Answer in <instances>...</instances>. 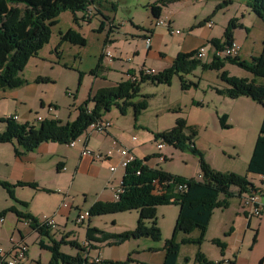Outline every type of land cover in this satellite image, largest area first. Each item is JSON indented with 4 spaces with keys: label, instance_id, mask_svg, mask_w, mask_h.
<instances>
[{
    "label": "rangeland",
    "instance_id": "1",
    "mask_svg": "<svg viewBox=\"0 0 264 264\" xmlns=\"http://www.w3.org/2000/svg\"><path fill=\"white\" fill-rule=\"evenodd\" d=\"M218 1L211 0L198 3L197 0H187L185 2L181 1L169 9L164 8L160 17L161 20H167L164 15L171 17L173 19L171 22L172 27L182 32V34L170 36V34L166 35L167 32L165 33L167 31L166 27L159 26L156 28L155 26L156 21L152 17L151 5L155 4L156 0H101V5L108 18L115 24V26H111V23H109L108 27H106L108 32L109 30L112 32L109 35V39L111 37L115 40L108 47V51L114 59L108 64L107 74L104 77L100 75L96 81L93 80L91 73L97 66L100 53L102 52V44H104L108 33H92L87 27L84 28L82 33L87 39L86 46L77 47L66 43L61 47L62 58L59 57L61 63L56 65L57 53L55 52V47L60 42L59 32L62 31L64 33L74 26L70 12L62 13L58 18L59 24L52 29L51 42L41 50L37 58L29 59L24 71L21 73V77L27 81L24 86L16 89L19 94L18 100L23 99L22 102L18 105L15 100L0 101V119L7 117L8 114L13 116L15 113L20 116L18 123L25 124L28 122L31 125L38 126L40 122L36 120L37 117H42L45 120L51 118L48 114V105L52 103L58 106L59 112L56 114L58 119L63 122L68 120L69 111H72V114L76 113L77 108L88 99L89 91L93 89V82L96 83L94 89L97 86L111 87L116 83L129 80L128 72L134 70L129 68L138 69L141 66L140 63L143 60L146 43L142 36L137 35H142V31L145 29L155 30L158 35H164V42L171 46L173 39L180 41L195 24V15L201 16L204 13L212 12L214 4ZM244 2L246 3V0ZM239 3V1L235 2V5L229 11L226 10L228 9L227 6L216 12L218 14L216 18L217 25L213 26L215 35H219L222 32L224 24L231 17V20H236V25L239 26L237 30L244 27L243 24L238 23L243 13ZM113 5L115 9L112 7ZM250 13L252 17H255V14ZM234 16L235 18H233ZM93 20L91 19V21ZM247 20L253 23L250 19ZM93 24L96 27L98 22L94 21ZM249 24V29L253 31L252 39L255 40L256 44L260 43V46L264 38V23L256 20L254 25ZM242 33H240V36ZM172 36L173 39L171 38ZM190 42L192 43L193 39ZM135 46L141 54L139 59L135 57L133 52ZM247 46L249 47V45ZM51 51L52 53H50ZM77 53H80L81 56H77ZM104 63L107 66V63ZM145 70H151V68L148 66ZM227 72L230 76L242 78L251 76V74L237 66H228ZM80 73L83 76L79 88ZM220 75L221 72L219 71H204L199 67L192 74L184 77L188 85L186 91L182 89L178 76L173 78L170 86H155L151 82L143 83L140 90L141 97L136 101H140L144 97L147 102L146 109L135 121L133 108H130L125 116H122L120 111L113 107L111 112L107 114L108 121L113 124V128L110 131L115 132L121 145L133 144L137 151L142 154V159L148 156H156L153 159L155 164H157L155 167L162 169L164 173L183 179H197L200 167L198 157L189 152H181L171 146L161 145L162 149L159 150L158 144L162 143V141L154 139V136L172 129L179 118L184 119L188 125L195 127L198 131V137L200 134L197 144L207 162L211 163L220 172L230 169L236 171L234 173L238 172L237 174L240 176H246L248 155L251 153L253 144L259 135L260 123L254 117L252 122L245 124H238V122L234 121L232 126L227 125L229 129L221 127L219 117L223 113L227 114L232 111L236 102L229 101L226 97L215 93L214 89H222L226 86L220 80ZM125 76L126 79L124 80ZM38 78H46L50 83L45 81L38 84ZM260 80L264 81V79ZM257 108V105L254 106V113H256ZM236 110L230 114L234 115ZM99 135L106 136L104 134ZM81 137V143H78L80 148L83 146L86 134ZM132 137L137 138V141L130 142L129 138ZM61 146L60 149L63 151L70 148L68 145ZM233 147L236 148L233 149ZM92 152L104 153L101 151ZM159 154L162 157H158ZM2 155L5 156V153L2 152ZM42 158L47 160L44 163L42 161L39 163L41 165L35 168L34 165L36 163H32L29 168L27 167L23 177L25 180L19 182L28 185H38L39 188L43 186L47 190L52 191L51 194L36 193L32 190L34 188H29L28 186L18 187L17 189H21L18 192L16 189L15 200H12L6 193L7 191L0 187V214L7 211L5 222L0 223V249L5 252L12 251L16 243L21 241V237H24L29 252L27 253V258L18 264H49L51 252L41 248L39 245L41 236L25 224L26 220L18 219L13 211H27L36 218L39 215L42 219L54 218L56 220L57 208L60 200L62 202L59 195H65L64 197L66 198H63L61 205L66 204L67 209L72 214L66 228L67 230L73 229L77 221L78 233L75 234V237L77 239L79 237V242L81 243L85 239L86 229L89 224L88 220L93 219L89 217L90 209L96 202L113 201L115 187L119 188L122 180L123 169L111 175L109 170L104 167L100 169L99 175L82 172L77 178L75 176L71 178V173L58 174L56 165L48 160L47 156ZM89 159H92V157H89ZM9 171L4 168L3 163H0V175L8 174ZM111 176H114L112 180L114 190L109 186L104 192L103 181ZM70 178L72 179L71 184H69ZM99 198L103 200L97 201ZM238 199L241 200V197ZM241 202L243 204V200ZM22 203L27 204V208H23ZM179 212L180 208L175 205H162L157 208L156 218L158 227L162 232L163 241L129 240L117 248L112 246L105 247L104 254L101 257L104 260L105 258H116L121 263L126 262L130 257L134 261L132 264H163L165 252L161 250L164 242L173 238ZM219 213L221 212L215 213L213 218L215 222L211 225L209 233L207 232L205 241L201 245H181L178 264H195V257H197L199 252L203 253L209 260L219 258L220 249L213 244V241H210L211 236H222V227L221 225L218 227L217 224ZM81 214L87 215L84 224L78 223L77 218ZM138 221L139 213L130 211L95 216L91 226H98L112 234L121 235L130 230L133 231L138 225ZM237 231L240 233L241 230L237 229ZM55 232L52 231V233ZM60 233L58 234L61 238ZM238 233L236 232L235 235H238ZM196 235L197 232L190 235L180 233L176 236V239L178 243H181L183 238H191ZM44 241L47 244L49 243L47 239H44ZM150 247H158V249L152 248L147 252H141L143 249ZM61 252L75 254L77 250L70 245H63L61 246Z\"/></svg>",
    "mask_w": 264,
    "mask_h": 264
},
{
    "label": "trees",
    "instance_id": "2",
    "mask_svg": "<svg viewBox=\"0 0 264 264\" xmlns=\"http://www.w3.org/2000/svg\"><path fill=\"white\" fill-rule=\"evenodd\" d=\"M169 1V2H168ZM247 7L260 21L264 23V0H246ZM96 5V0H94ZM172 0H160L151 5L154 21H158L163 13V8ZM92 4L88 0H0V90H13L24 86L27 81L21 77L30 58L38 57L44 46L51 42L52 29L58 24V18L63 13L70 12L73 21L90 23L91 19L101 21V32L106 23L111 20L103 15L96 5L95 13L88 17V9ZM101 6V0L97 1ZM115 9V6H112ZM222 8L221 6L218 7ZM80 16L78 18V16ZM90 19V20H88ZM113 26V25H112ZM239 27L236 20H231L227 26L223 39L211 41L214 49L229 47L233 43V32ZM109 30L107 37L111 34ZM62 42L84 47L86 38L75 30L60 33ZM197 51L187 54L180 53L170 68L157 75H145V69L129 73L130 79L119 82L112 87L98 89L95 94L88 96L86 102L78 108V117L66 123L57 118L44 119L38 126L28 122L20 124L14 121L12 116L0 119V144L14 145V154L21 158L27 153L35 152L42 144L58 143L68 145L76 141L83 134H87L88 127L96 121L104 119L113 107H116L122 116H125L130 108H133L135 121L146 109L147 102L136 101L140 95L141 85L151 82L152 85L170 86L173 78L178 76L183 90L188 89L184 79L201 67L204 71L212 70L221 72L220 80L227 88L215 89V93L227 99L249 98L256 104L264 107V86L256 84L255 80L242 79L230 76L227 70H223L225 64L241 68L257 79H264V39L260 55L250 61L240 57L219 59L206 63L197 58ZM101 61V60H100ZM99 64L92 71L95 76L102 68ZM83 74L79 75V86ZM49 82L48 79L38 78L37 82ZM222 128L229 129L226 125L227 117H219ZM184 119H178L172 129L164 131L156 136L165 146L179 149L181 152H189L199 159V176L201 179H183L164 173L162 169L149 167V162L156 158H136L124 168L123 180H121V193L118 198L110 201H99L89 211V216L94 218L99 215L124 213L137 211L139 221L136 228L121 235L102 232L96 228H87L86 243H107L108 246L119 247L129 240L147 239L153 242L163 241L162 232L158 227L156 211L159 206L175 205L180 208L173 238L164 242L161 251L165 252L163 264H178L181 245H201L205 241L213 213L217 209H227L229 200L241 197L245 193L256 192L254 183L249 177L240 176L237 173H224L217 171L206 161L204 154L195 144L198 131L188 125ZM158 157H162L159 155ZM59 169V165H57ZM248 174L254 176L264 175V119L259 130L258 139L254 146L253 154L247 168ZM178 185H185L184 191H178ZM39 189L38 185H28L22 182L16 184L0 180V187L5 189L12 200H15V192L18 187ZM52 193L49 190H43ZM27 207V204H21ZM13 211V210H11ZM7 212V211H6ZM6 212L0 214L5 218ZM18 219L26 220L29 228L38 233L41 238L39 245L42 249L51 252L49 264H81L84 262L81 255L71 257L61 252V246L70 244L71 247L82 251L83 248L76 242L66 243L64 239L56 241L52 236L51 228L32 214L15 212ZM198 232L196 239L185 238L181 243L177 242L176 236L180 233L185 235ZM48 240V244L44 241ZM255 242V240H254ZM216 245L224 256L225 245L222 240L215 239ZM264 259L262 260V262ZM132 264L134 261L129 257L126 262L107 261L105 264ZM195 264H224V261H209L206 256L199 252L195 257ZM234 264V261H230Z\"/></svg>",
    "mask_w": 264,
    "mask_h": 264
},
{
    "label": "crops",
    "instance_id": "3",
    "mask_svg": "<svg viewBox=\"0 0 264 264\" xmlns=\"http://www.w3.org/2000/svg\"><path fill=\"white\" fill-rule=\"evenodd\" d=\"M97 1L98 0H96V5L102 11L103 15L107 16V13L105 12L103 6L98 5ZM159 1L160 0H156L155 4L159 3ZM181 1L185 2L187 0H172V3L167 4V6L164 8L169 9L171 6H173L177 3H180ZM206 1L209 2L211 0H206ZM206 1H204V2H206ZM238 1L240 2L239 3L240 9L243 12L242 18L240 19V22L238 21V23L243 24L244 27L240 28V30H237V28H239V27H237L235 29V31L233 32V40L241 46L239 57L242 58V60H246V61H250L253 57H256V56L258 57L261 53L262 48H263V40H262V44L260 46H259L260 43L256 44L255 40L252 39L253 31H251L248 27V23L254 25V21H256V20L260 21L258 19V17L256 15H254L255 17H252V15L250 13L251 10L247 7V5H246L247 2L245 3L244 0H219L218 2H216L214 4L215 6H214V9L212 10V12L204 13L201 16L199 15L200 17L198 15L194 16L195 24H193L191 29H189L187 34L183 38H181L180 41L173 39V36H172L171 38L173 39L172 40L173 44L171 46L167 45L166 44L167 42H164V35H162V34L158 35L155 32V30L150 31V29H145V30H149V31H145V30L142 31L143 32L142 35L134 34L137 36H142V38H144V41H145L146 37H149L151 39V45L149 47H147L145 45L146 49L144 50L143 60L140 63L141 66H139L138 69H136V68H129V69H134L132 72H136V74H138V72L141 69H146L149 66V68H151V70L160 73V72L164 71L165 69L170 68L173 64V61H175L177 59V57L180 53L187 54V53H190L192 51H196L199 48L204 47V46L209 50V56H208L207 60H204V62L209 63V62L213 61V47H212V44H210V42L214 41V40H222L223 39L224 32L228 26L229 21L232 19V17L226 22V24H224L223 30H222V32H220L219 35L218 34L215 35L214 34L215 30L213 29V27L212 28L207 27L206 22L212 21L214 23V27H215V25H217L216 18L218 17V14H216V12L219 10L218 7L221 6L223 8V7L228 6V9H226V10L229 11V9L235 5V2H238ZM198 3H200V2L198 1ZM222 8H220V9L222 10ZM226 10H223V11H226ZM79 17L80 16H78V18ZM71 18L73 21V15L72 14H71ZM164 18L167 19L166 21H168V22L173 21V19L171 17L164 15ZM233 18H235V16ZM247 19H250L253 23H251ZM94 21L98 22V25L96 27L93 24ZM101 23H102L101 21L93 20L90 23L79 22V25H77L73 21L74 26L70 29L77 31V33L80 34L81 36H83L84 38H85V35L82 32H83V29L86 27L92 33H102V34L106 33L107 34L108 31H107L106 27H108L109 23H107L106 21H105V23H106L105 29L101 32H97L98 29H100ZM110 23H111V26L112 25L115 26L113 21H111ZM58 24H59V19H58ZM156 28H158V27H156ZM238 31L240 33L243 32L241 34V36H240V33ZM61 32L62 31L59 32L60 42L55 47V52L57 53L56 54V60H57L56 65L61 63V59H59V57L62 58L61 47H63L66 43L70 44L69 42H62L61 35H60ZM165 33H166V35L169 34L168 29H167V31H165ZM52 35H53V32H52ZM191 39H193L192 43L190 42ZM114 41L115 40H113V38L110 37V39H109V37L106 36L105 42H104V44H102V52L100 53V56H99V59L97 62V65H98L99 61L101 60L100 65L102 66V68L99 70V73H97L95 76H92L94 81H96L100 77V75H102L101 77H104V75L107 74L108 68H109L108 64L111 63V61L114 59L112 57L111 53L108 51V47L111 44H113ZM71 45H73V44H71ZM247 45H249V47ZM73 46H77V45H73ZM77 47H79V46H77ZM133 52H134V55L137 59H139L141 57V54L139 51H137L136 46L134 47ZM50 53H52V51ZM77 56H81L80 53H77ZM104 62L107 63V66ZM148 62H150L151 65L148 64ZM63 66H66V65H63ZM228 66H234V65L225 64L223 70H227ZM206 71H209V70H206ZM101 72H104V73H101ZM129 73H131V72H128V76H130ZM233 77H236V76H233ZM239 78H242V77H239ZM125 79H126V76H125L124 80ZM242 79H248V80L253 79L256 81L257 85L264 86V81L255 78L253 75L246 77V78H242ZM95 84H96L95 82L92 83L93 89H90V91H89L90 95L95 94L98 89L103 88V86H97L94 89ZM79 88H80V86H79ZM89 94H88V96H89ZM18 99H19V94H18V92H16L15 89L6 90V91L0 90V101L15 100V102L19 105L23 99H21V100H18ZM228 100L232 101V102H236V103L233 105L232 111H230L227 114L223 113V115H225L227 117L226 125L229 124L232 126L234 121L238 122V124H245V123H248L250 121L252 122L254 117H255L257 119L258 123H260V127H261V124L263 123V119H264V107L263 106L258 105L253 100H251L249 98H245V97H243V98L240 97V98L235 99V100H231V99H228ZM248 100H250V101H248ZM239 101H241V102H239ZM254 103L258 106L256 113L253 112V108H254V106H256ZM235 110H236V112L234 113V115H231L230 113L234 112ZM57 112H59L58 106L50 103L48 105L49 116H51V118H57L58 119V117L56 115ZM14 115L17 116V118H18L17 122H18L20 120L19 119L20 116L18 114H15V113H14ZM10 116L11 115H9V114L7 115V117H10ZM7 117H5V118H7ZM77 117H78V111H76V113H74V114H72V111H69V116L67 118L68 120H65L64 122L61 121V122L66 123L68 121H73ZM40 118L42 120H44V118H42V117H40ZM104 119H105V121H108L107 116ZM36 120H37V118H36ZM219 122H220V120H219ZM190 126H192V125H190ZM111 128H113V124H112ZM105 135L106 136L99 135V134H97V135L96 134H86L83 146L81 148L78 147V145H77L76 148L70 147L68 149H65L64 151L62 149H60L62 146L59 145L58 143L42 144L35 152L27 153L26 155H24L21 158H18L15 156L14 145H12V144H0V163L4 164V168L6 170H10L8 172V174L0 175V179H3V181L7 180V182L10 181V183H13V184H15L16 182H19V181H24L25 179H23V177L25 176V172L27 170V167L29 168L32 165V163H36L34 165V168L39 167L41 165L39 163H41L42 161H43L42 163H44L47 160V159L42 158V157H46V156L48 157V160H50L51 162H54L53 164L56 165V171L58 172V174L65 175L66 173L67 174L71 173V178H74V176H75V178H77L78 175L82 172H87L88 174H91V175H99L100 169L102 167L109 170L111 175L115 174L120 169H123V168L119 167V165L121 163V157H120L118 152H115L113 157L111 158V160L108 162H104V161L96 162L93 159H89V157H85V156L81 155V149H83L84 146H86L89 149V151H101V152H104L106 154L108 150L112 149L113 140H118V138H117L115 132L112 130L111 131L109 130V133L105 134ZM199 137H200V134H199ZM199 137L195 139V144H196L198 149H199V146L197 143H198ZM81 138L82 137H80L79 143H81ZM257 139H258V137H257ZM129 141L134 142V140H132V138H129ZM136 141H137V138H136ZM255 143H256V140H255ZM255 143L253 144V148L251 150V153H249V155H248V164H249V161L251 158V154H253ZM125 146H127V148L131 149L132 153L134 154V156L136 158L142 159V154L139 151H137L136 147H134L133 144L125 145ZM125 146H123V147H125ZM235 148L236 147H233V149H235ZM2 152L5 153V156L2 155ZM159 155H161V154H159ZM154 161L155 160H151L148 163L149 167L154 168L157 165V164H155ZM37 164H39V165H37ZM209 164L212 166L211 168L219 171L218 169L214 168V166L211 163H209ZM57 165H59V169H58ZM112 166L117 167L115 172H112L110 170V167H112ZM246 170H247V168H246ZM222 172L230 173V172H236V171L227 169L226 171L223 170ZM123 175H124V169H123V172L121 174L122 180H123ZM247 176L249 177V180H251L254 183V186L256 187V189H260V188L264 187V185H263L264 183L260 182V179L258 176H254V174H248V173H247ZM113 178H114V176H111L109 179H105L103 181L104 189H105L104 192L108 189L109 186H111V189L114 190V188L112 186ZM196 178L200 179L199 173H198V176ZM71 182H72V179L69 181V184H71ZM120 185H121V183H120ZM115 188L117 189L118 187H115ZM20 189L21 188L17 189V192ZM32 190L36 193L43 192L45 194H51V193H47L46 191H43V190H47L43 186H40L39 189H36V190L32 189ZM17 192H16V194H17ZM114 195H115V193H114ZM59 196L61 197L62 202H63V198H66V197H64L65 195H62V194H60ZM113 199L115 200V197ZM99 200H103V199L99 198L97 201H99ZM262 201L264 202V197H263ZM62 202L60 200L59 207L57 208V215H56V220H57L56 223L57 224L56 225H58V226L55 229L51 230V232L56 231L55 233H52V236L54 237V239H56V241L64 239V241L66 243H70V242L78 243L80 238L78 237V239H77L75 237V234L78 233L77 221H76V224H75L73 229L67 230L66 227H67V224H69V220H70V217L72 214H71V211L67 209L68 207H64L63 206L64 204L61 205ZM23 208H25V207H23ZM218 211L221 213L218 214L219 220H217V224H218V227L220 225L222 227L221 228L222 236L221 237L211 236L210 241L212 242L215 239H220V240H222V242L226 248L224 251V256H222L221 252L219 251L220 252L219 258H217L215 260H209V259L208 260L213 261V262L226 261V260L232 261L233 260L234 264H264V261L262 262V260L264 259V213L260 217H253V216L249 215L250 214L249 210L244 208V205L242 204L241 200L238 198H233V199L229 200V207L227 209H225V210L217 209L215 211V213ZM22 213L30 214L27 211L22 212ZM215 213H213V216H212V219L210 222V226L208 228V233H209V229L211 228V225H213V223L215 222L213 219L215 216ZM37 217L42 222H44L46 220L45 218H43V219L40 218L39 215ZM93 220H94V218L91 220L90 219L88 220V223H89L88 228H96V229L102 230V232L110 233L109 231H105L102 228H99L98 226H95V227L91 226ZM25 224L28 226L27 222H25ZM237 229L241 230L240 233H238ZM60 230H61V233H60ZM86 231H87V229H86ZM236 232L238 233V235L237 234L235 235ZM58 233L61 234V238L59 237ZM197 237H198V232H197L196 236L192 237V239H196ZM21 239L25 242L24 237H21ZM85 239H86V233H85ZM85 239L81 243L80 242L78 243L83 248L82 251H79L75 248L77 250V252L75 254H67V253H65V254L71 255V257H75L78 254L83 256V254H85V252H87V253H89L90 257L91 256L93 257L97 254L103 255L104 254L103 253L104 248L110 247L107 245V243H104V244H101V243L88 244V243H86ZM183 239H182V241H183ZM254 240H255V242H254ZM66 245H70V244H66ZM112 247H116V246H112ZM72 248H74V247H72ZM152 248L158 249V247H150V248L143 249L141 252H143V251L147 252L149 249H152ZM26 258H27V256H26ZM105 260L119 262L116 258H105Z\"/></svg>",
    "mask_w": 264,
    "mask_h": 264
},
{
    "label": "built area",
    "instance_id": "4",
    "mask_svg": "<svg viewBox=\"0 0 264 264\" xmlns=\"http://www.w3.org/2000/svg\"><path fill=\"white\" fill-rule=\"evenodd\" d=\"M91 1L92 4L89 6L88 9V17L92 16L96 11V5L94 0H88ZM199 2H204L206 0H198ZM156 27L164 26L167 27L168 32L170 35H179L181 34V30H176L172 27L171 22L161 20L159 19L155 23ZM206 26L209 28H212L214 26L212 21H207ZM146 46L149 47L151 45V39L149 37L145 38ZM241 46L233 41L232 45L229 47H224L222 49H214L213 48V59L219 58V59H225V58H235L239 57ZM197 51V58L200 60H206L209 56V50L204 46L199 48ZM156 71L151 70H145V75H156ZM12 117L17 118V116L13 115ZM18 119V118H17ZM37 121L41 122L42 119L40 117H37ZM111 122L105 121V119L99 120L91 124L87 129V134H108L109 130L111 129ZM132 140L134 142L136 141V138L132 137ZM80 142V138L76 141H72L70 144H68L69 147L76 148L78 143ZM160 145H164L163 143L158 144V149L160 150ZM165 146V145H164ZM118 152L121 157V163L119 167L125 168L126 165H128L131 161L135 159L134 154L132 153L130 148L123 147L118 140H113L112 142V149L108 150L106 154L100 153V152H92L89 151V149L84 146L83 149H81V155L82 156H89L92 157L94 161H104L108 162L113 157L114 153ZM116 166L110 167V170L112 172L116 171ZM260 179V182L264 183V175L258 176ZM264 185V184H263ZM178 191H184L186 189L185 185H178L177 186ZM121 189L120 187L115 190V199L118 198V195H120ZM264 197V187L257 189L256 192L251 193H245L241 196V200H243L244 208L248 209L251 216L253 217H260L264 213V202L262 201ZM64 207H67L66 204L63 205ZM87 215L81 214L78 218V223L84 224V221L86 220ZM5 222V218H0V223ZM47 226H49L51 229H55L57 227L56 221L54 218L46 219L44 221ZM29 252L28 246L26 243L21 239L20 242L16 243L14 249L10 252H5L4 250L0 249V264H18L23 259L26 258L27 253ZM82 259L84 260L81 264H105V260L101 257V254H97L93 257L89 256V253L85 252L83 254ZM231 260L224 261V264H230Z\"/></svg>",
    "mask_w": 264,
    "mask_h": 264
},
{
    "label": "bare ground",
    "instance_id": "5",
    "mask_svg": "<svg viewBox=\"0 0 264 264\" xmlns=\"http://www.w3.org/2000/svg\"><path fill=\"white\" fill-rule=\"evenodd\" d=\"M14 119V121H17V118L12 117ZM160 149H162V146L160 145Z\"/></svg>",
    "mask_w": 264,
    "mask_h": 264
}]
</instances>
